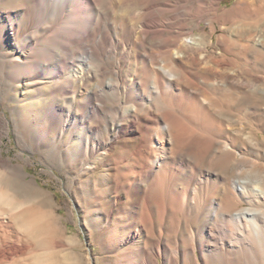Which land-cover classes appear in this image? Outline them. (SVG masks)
<instances>
[{"label": "bare ground", "instance_id": "bare-ground-1", "mask_svg": "<svg viewBox=\"0 0 264 264\" xmlns=\"http://www.w3.org/2000/svg\"><path fill=\"white\" fill-rule=\"evenodd\" d=\"M255 3L240 0L224 8L222 0H0V49L12 81L53 82L40 114L53 126L48 131L60 127L70 142L79 139L64 152L71 169L98 170L101 156L99 180L113 192L105 203L113 212L144 221L169 217L175 224L179 217L202 222L215 210L209 229L214 241L230 236L252 248L258 220L264 219V151L244 157L237 135L244 130L241 116L251 120L256 113L246 111L242 96L250 89L264 94V77L250 71L263 63L244 55L249 42L245 52L239 49L245 27L264 23V1ZM216 23L223 31L217 43ZM196 28L204 32L194 38ZM224 113L232 114L226 118L236 125L233 135L219 117ZM88 124L89 134H83ZM250 125L256 131V122ZM245 165L252 167L254 185L227 179L230 167ZM3 166L0 161V209L12 212L0 214V226H17L14 210L25 204L14 195L17 178ZM35 198L27 193L24 202L31 206ZM243 202L249 206L241 207ZM29 220L24 225L32 239L36 225ZM205 230L203 223L188 240ZM18 233L11 228L6 237L16 242ZM2 241L0 264L14 259H7Z\"/></svg>", "mask_w": 264, "mask_h": 264}, {"label": "rangeland", "instance_id": "rangeland-1", "mask_svg": "<svg viewBox=\"0 0 264 264\" xmlns=\"http://www.w3.org/2000/svg\"><path fill=\"white\" fill-rule=\"evenodd\" d=\"M239 1L222 0L221 5L229 8ZM257 1L258 3L255 4L260 5L259 3H263L264 0ZM230 24L227 22L226 27L230 28L232 26ZM203 25L206 26L205 23ZM216 25L217 29L212 36L215 43L223 34L220 24L216 23ZM257 25L255 24L256 27L254 25L245 27V33L241 34L242 37L238 35L237 37L241 39L240 44L242 41L245 44L239 48L247 52L244 55H248L250 59L257 58L261 64L263 63L258 70L257 67H253L254 71L252 68L250 71L253 73L260 71L264 77V23L259 22ZM205 30L210 39L211 34L207 26ZM203 32L196 28L193 37L196 38ZM225 35L230 37L231 33L226 31ZM237 37L234 39L237 40ZM249 37L252 39L249 40ZM255 38L257 41L253 40ZM247 42L252 47L244 51ZM214 46L217 47L216 44ZM259 49L263 57L258 53ZM229 56L232 57V54ZM7 59L1 47L0 161L5 165L2 167L3 171H6L9 177L17 178L18 181L13 184L16 191L14 195L19 200H17L19 204L21 201L25 204L20 205V209L16 207L17 211L14 210L19 215V225L9 227L10 224L4 223L2 227L0 226V238L2 236V242H5L2 243L5 250L3 252L7 257L10 255L7 258L9 261L12 257L14 258L9 262L10 264L13 261L15 264H264V219L258 220V231L255 232L254 246L251 248L250 245L241 244L230 236L223 237L224 239L219 242L214 241L209 235V229L215 223V210L206 214L202 222H193L190 219L179 217V222L175 219L174 222H177L175 224L169 217L164 220L155 217L151 221L150 219L144 221L141 217L135 218L128 212H113L112 206L105 204L109 194L113 192H109L106 184L99 180L102 174L101 168L104 167L100 161L101 156L99 155L96 159L98 170L71 169V166L65 163L64 152L76 147L79 139L75 136L76 140L73 139L70 142V133L62 135L60 127L48 131L53 126L47 117L43 118L40 114L46 102L50 100V92L54 90L53 82L48 78H42L39 85H30L28 80H23L24 78L12 81V76L7 73L9 71ZM80 88L81 85L78 84L76 95L79 94ZM93 88H97V84H93ZM248 91L242 96L241 104L247 106L246 111H256L257 114L255 113L251 120L250 117L242 115L244 130L238 135L234 133L238 137L240 147L246 148L244 157L248 158L252 155L250 157L252 158L255 154L254 150L264 151V94L256 89ZM68 103L69 100L66 99L61 102V105L67 107ZM221 116L219 117L223 119L230 134L233 135L231 130L234 124L227 120L232 114L226 113ZM252 120L257 124L256 131L251 130ZM90 125L94 123L91 122ZM88 127L89 124L83 127V134H89ZM254 132L257 133L254 134ZM248 166L230 167L227 170L228 173L225 172L227 179L241 182L248 179L249 183L254 185L255 175L248 173L252 170V167ZM260 176V180L263 178L261 182H263L264 189V172ZM36 189H38L37 192ZM27 193L36 197V201L31 203L32 207L29 206L30 203L24 202ZM125 206L128 207V204ZM215 206L216 209L219 204ZM248 206L247 202L241 205V207ZM6 209V207L0 209L3 218L4 215L8 216L12 212H9V209L6 212ZM32 217L36 226L33 228L35 233L32 234V239H29V231L24 222H29ZM203 223L206 225L205 232L198 234L195 240L190 242V239L188 240L190 234L194 233ZM11 228L16 231V234L19 232L16 242H10L8 239ZM27 246L33 247L35 251H31L33 249H28ZM7 263L6 261L3 264Z\"/></svg>", "mask_w": 264, "mask_h": 264}]
</instances>
